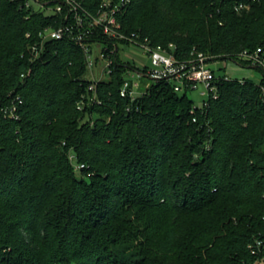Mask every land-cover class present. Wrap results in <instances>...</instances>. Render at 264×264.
<instances>
[{
	"label": "trees",
	"instance_id": "obj_1",
	"mask_svg": "<svg viewBox=\"0 0 264 264\" xmlns=\"http://www.w3.org/2000/svg\"><path fill=\"white\" fill-rule=\"evenodd\" d=\"M119 18L182 60L264 51V0H131ZM49 22L0 0V264H263L258 83L219 76L203 110L165 79L132 101L118 58L92 103L77 43L29 58L26 33Z\"/></svg>",
	"mask_w": 264,
	"mask_h": 264
},
{
	"label": "built area",
	"instance_id": "obj_2",
	"mask_svg": "<svg viewBox=\"0 0 264 264\" xmlns=\"http://www.w3.org/2000/svg\"><path fill=\"white\" fill-rule=\"evenodd\" d=\"M43 6L50 3L58 4L50 17V22L41 27L35 35L27 32L26 36L31 41L28 44L29 58L36 61L42 58V54L49 41L67 40L77 43L85 54V61L89 70V89L93 91L90 97L92 103H101L97 87L101 80L109 77L115 70L118 58L125 65V75L120 87L122 97H129L132 101L145 93L142 89V81L145 78V88L150 85L149 80L165 79L174 83V89L182 92L185 90L199 89V85L205 88L201 92L207 95L202 106L194 104L193 111L203 110L209 105L211 98L218 97L217 80L219 76L204 52H197L189 60L178 59L174 53L162 45L154 46L147 39L140 40L135 32L127 33L119 18L131 0H101L91 7L88 0H35ZM26 7L35 9L32 0H22ZM249 3L241 2L236 5V10L249 8ZM39 10V9H36ZM42 11V10H40ZM123 46H134L141 50V57L147 61L142 66L134 67L122 56ZM127 53V52H126ZM126 55V54H125ZM240 64L247 63L254 68H262V76L256 81L260 86L264 101V51L261 47L255 50L244 49L235 58L229 59ZM30 74L23 72L22 77ZM224 79L232 76L224 75ZM244 80L243 78L240 79ZM6 113L12 118L18 117L17 106L6 109ZM196 121V118L193 117ZM261 248L262 242H257ZM255 252V250H253ZM264 264V263H263Z\"/></svg>",
	"mask_w": 264,
	"mask_h": 264
},
{
	"label": "rangeland",
	"instance_id": "obj_3",
	"mask_svg": "<svg viewBox=\"0 0 264 264\" xmlns=\"http://www.w3.org/2000/svg\"><path fill=\"white\" fill-rule=\"evenodd\" d=\"M32 4L35 9L42 10L46 16H51L55 11V8L58 7V4L53 2L50 3L48 6H43L38 2H36L35 0H32ZM122 51L123 52L121 54L124 57V59L130 62V64L134 67L142 66L144 62L147 63V61L141 57V50L137 47L123 46ZM211 65L216 70V74L218 76L229 75L232 76L233 78H238V79L251 78L255 81H259L262 76V72L260 71V69L251 67L247 63L240 64L237 62H233L232 60L229 59L213 61ZM138 79L142 81V83L147 81L145 78L139 77ZM204 90L205 88L203 87V85H199V89L189 91V95L191 96V98L194 99L195 104L197 106H202L203 102L208 99L207 95L201 94V92ZM72 158L73 160H75L74 157ZM80 165H82V167L84 166V164H80Z\"/></svg>",
	"mask_w": 264,
	"mask_h": 264
}]
</instances>
